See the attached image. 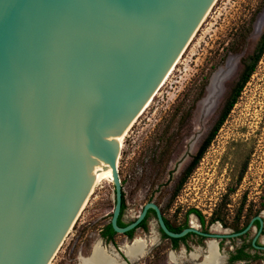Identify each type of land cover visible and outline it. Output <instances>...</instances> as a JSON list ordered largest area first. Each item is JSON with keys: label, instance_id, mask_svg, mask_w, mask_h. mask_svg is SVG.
<instances>
[{"label": "water", "instance_id": "95a60500", "mask_svg": "<svg viewBox=\"0 0 264 264\" xmlns=\"http://www.w3.org/2000/svg\"><path fill=\"white\" fill-rule=\"evenodd\" d=\"M217 1L0 0V264H52L102 177L114 185L117 234L137 229L152 210L171 239L238 238L256 221L260 235L264 213L238 233L191 224L173 232L154 202L118 224L120 139ZM257 239L253 247L264 249Z\"/></svg>", "mask_w": 264, "mask_h": 264}, {"label": "rangeland", "instance_id": "374dc122", "mask_svg": "<svg viewBox=\"0 0 264 264\" xmlns=\"http://www.w3.org/2000/svg\"><path fill=\"white\" fill-rule=\"evenodd\" d=\"M247 26V35L236 39V32ZM263 32L264 0L216 2L172 75L124 140L118 168L126 201L125 222L135 220L152 201L175 227L194 222L199 230L219 229L217 233L234 232L236 226L242 228L264 213V53L203 158L174 196L194 154L220 119L242 61L256 52ZM95 190L52 264H81L96 245L107 250L100 235L111 221L114 185L104 182ZM191 209L201 212L205 226L195 215L187 218ZM213 216L220 220L211 223ZM149 229L137 230L132 239L148 243L145 258L131 260L125 255L132 262L128 264H197L208 257L210 239L191 236L186 242L189 249L181 243L173 250L171 241L162 239L154 216ZM254 235L255 230L249 240ZM115 241L122 259L127 260L122 251L135 242L127 245L131 242L122 234ZM241 243L237 240L236 245ZM231 249L230 241L223 244L225 260ZM220 260L219 254L213 259L215 264Z\"/></svg>", "mask_w": 264, "mask_h": 264}, {"label": "trees", "instance_id": "16d2710c", "mask_svg": "<svg viewBox=\"0 0 264 264\" xmlns=\"http://www.w3.org/2000/svg\"><path fill=\"white\" fill-rule=\"evenodd\" d=\"M247 31H249L248 26L247 27H243L240 28L237 32H236V39H241L244 38L247 35ZM264 53V32L263 35L261 36V38L259 39L258 43H257V49L256 52L252 55H250L247 59L242 61V71L240 72V75L238 77L237 82L232 86L231 88V92L227 98L226 104L224 106L223 112L221 114L220 119L218 120V122L215 124L213 130L211 131L210 135L208 136V138L204 141V143L198 148L197 152L194 154L193 158H192V162L190 164V166L186 169L185 173L183 174L182 179L180 180L174 196L177 195V193H179V191L181 190L183 184L185 183L186 179L190 176V174L193 172V170L196 168V166L198 165V163L200 162V160L203 158L206 149L209 147L210 143L213 141L214 137L216 136L218 130L220 129V127L223 125L224 121L226 120L227 116L229 115L230 111L233 109V107L235 106V104L237 103L238 98L240 97L243 88L245 87V85L248 83V81L250 80L251 76L254 74L255 69L257 64L259 63L261 56ZM204 95V88L201 92V96ZM262 209H264V198H263V203H262ZM126 210V201H125V194L123 192V204H122V211H121V216L119 219V226L120 227H125L127 226L125 223L122 222V217L125 213ZM190 215H195L198 220L200 221L202 226H205L206 224V220L204 218V216L201 214L200 211L196 210V209H191L188 212L187 218H189ZM148 219V218H147ZM220 220V217L218 216H213L211 219V223H215L217 221ZM165 222L168 226V228L173 231V232H181L182 230H184L185 228L189 227V223L186 222L183 226H179V227H175L173 226L170 221L168 219L165 218ZM248 224L244 225L242 228H239L238 226L235 227L234 231L235 232H239L241 231L243 228H245ZM139 227H147V224H142ZM105 232L103 233V235L108 236L110 238V240H114L115 236L117 235V233L114 232L111 224H109L105 230ZM134 231H131L125 235L132 237ZM163 238L164 239H168L171 241L172 244H174L175 249H178L180 247V243L187 240L189 237L194 236V234H189L188 236L182 238V239H171L168 236H166L164 233H162ZM240 256L239 257H234L233 259L236 260L238 258H245L246 255L244 254L243 250L240 251Z\"/></svg>", "mask_w": 264, "mask_h": 264}, {"label": "flooded vegetation", "instance_id": "af4514ba", "mask_svg": "<svg viewBox=\"0 0 264 264\" xmlns=\"http://www.w3.org/2000/svg\"><path fill=\"white\" fill-rule=\"evenodd\" d=\"M153 202V201H152ZM155 203V202H154ZM158 205V204H157ZM159 206V205H158ZM161 209V208H160ZM162 211V210H161ZM163 214V213H162ZM260 215V214H259ZM152 216H154V218H155V220L157 221V219H156V214H155V212L154 211H149V213H148V215H147V217H146V219L140 224V226L143 224H147V227L145 228V227H138L137 229H135V230H133L134 232H133V235H132V237H129V236H127V235H124V236H126L127 237V239L131 242L132 241V239H133V237H134V234L136 233V231L137 230H142V231H144V232H149V220L151 219V217ZM163 216H164V214H163ZM258 216V215H257ZM257 216H255V217H257ZM123 217H124V215H123ZM123 217H122V222L123 223H125L126 225H128V224H130V223H132L133 221H135V220H133V221H131V222H125L124 220H123ZM255 217H253V218H255ZM148 218V219H147ZM166 217L164 216V219H165ZM252 218V219H253ZM264 218V217H263ZM120 219V218H119ZM167 219V218H166ZM251 219V220H252ZM251 220H250V222H251ZM200 222V221H199ZM250 222L248 223V225L250 224ZM110 224V223H109ZM157 225H158V223H157ZM247 225V226H248ZM189 226H190V223H189ZM246 226V227H247ZM245 227V228H246ZM158 228H159V226H158ZM245 228H243L241 231H243ZM253 230H255V235L253 236V238L252 239H250L249 240V237H250V235H251V231H253ZM183 231V230H182ZM202 231V230H201ZM241 231H239V232H241ZM259 231H260V224H259V222L258 221H256L255 223H254V225H253V227L251 228V230L247 233V234H245V235H243L242 237H238V238H232V239H221V240H217V242L216 243H218L217 245H218V254H219V256H221V258H222V260H223V263L222 264H237V263H248V262H251V261H254V262H257V261H260L262 264H264V249H262V248H260V249H256V248H254L253 247V241H254V239L258 236V239H257V242H256V244L259 246V247H264V241H263V239H264V227H263V229H262V231H261V233H260V235L258 234L259 233ZM102 232V234L100 235V237H101V241H102V243H103V245L105 246L104 248H106L107 250H109L111 253H113L117 258H118V260L120 261V263L121 264H125L123 261H122V259H120V257L115 253V252H118L117 251V249H116V247H115V245H117V242L115 241V239L114 240H110V238L108 237V236H105V235H103V233L105 232L104 230H102L101 231ZM159 232H160V234H161V237H162V239L163 240H168V239H164L163 238V235H162V232L160 231V228H159ZM203 232H212V230L211 229H209V230H206V231H203ZM212 233H217V232H212ZM224 233H229V232H224ZM232 233H238V232H231L230 234H232ZM188 236V235H187ZM194 236L195 237H197L200 241L201 240H206L207 238H204V237H201V236H198V235H196V234H194ZM237 240H242V243L241 244H239V245H236V242H237ZM227 241H230V244H231V246L233 247V249H231V250H229L228 251V258H226V260H225V257H223L222 255H221V253H222V248H223V244L225 243V242H227ZM187 242V240H185V241H183V242H181V243H183L184 244V246H186V248H190V246L186 243ZM180 243V244H181ZM198 245H200V242H198L197 243ZM234 245V246H233ZM172 249L173 250H177V249H175V247H174V244H172ZM241 250H243V252H244V254L246 255V257L245 258H238V259H236V260H234L233 258L234 257H239L241 254H240V251ZM123 252V251H122ZM148 252V251H147ZM92 254V253H91ZM125 255V254H124ZM206 255H207V242H206ZM205 255V256H206ZM205 256H204V258H205ZM145 258V257H144ZM143 258V259H144ZM203 258V259H204ZM224 258V259H223ZM140 260H142V259H140ZM139 260V261H140ZM130 261V260H129ZM203 261V260H202ZM201 261V262H202ZM131 262V261H130ZM201 262H198L197 264H199V263H201ZM132 263V262H131Z\"/></svg>", "mask_w": 264, "mask_h": 264}, {"label": "bare ground", "instance_id": "6f19581e", "mask_svg": "<svg viewBox=\"0 0 264 264\" xmlns=\"http://www.w3.org/2000/svg\"><path fill=\"white\" fill-rule=\"evenodd\" d=\"M260 25V24H259ZM261 26V25H260ZM259 26V27H260ZM258 27V28H259ZM261 29V28H260ZM259 29V30H260ZM192 42V41H191ZM180 61V60H179ZM178 61V62H179ZM178 64V63H177ZM175 69V68H174ZM174 69L172 70V72H170V74L168 75V77L166 78L164 84L167 82V80L169 79V77L172 75ZM163 84V85H164ZM162 85V86H163ZM161 86V88H162ZM160 88V89H161ZM160 91V90H159ZM158 91V92H159ZM157 92V94H158ZM156 94V95H157ZM155 95V96H156ZM155 98V97H154ZM154 100V99H153ZM153 102V101H152ZM151 102V103H152ZM150 103V105H151ZM149 105V106H150ZM148 106V107H149ZM147 107V108H148ZM146 108V109H147ZM146 109L144 110V112L146 111ZM144 112L142 113V115L144 114ZM141 115V116H142ZM140 116V117H141ZM139 117V118H140ZM138 118V119H139ZM138 121V120H137ZM136 121V122H137ZM129 133V132H128ZM128 135V134H127ZM126 135V136H127ZM126 136L123 138L120 139V141L122 142V146L124 144V140L126 138ZM104 182H110V179L107 178V177H102L100 178L97 182H96V185H95V188L100 186L101 184H103ZM94 188V190H95ZM96 191V190H95ZM89 203V202H88ZM192 226L194 227H197L195 225L194 222L191 223ZM216 232H219V229L215 230ZM148 242V241H147ZM146 243L144 240H136L135 243L133 244V246H126L124 247L123 249V252L124 254L129 258V259H133L135 258L136 256H138L139 258H144L146 256V250L145 248L147 247L146 246ZM127 245H132V244H127ZM207 253H208V257L204 260V262L202 264H215L213 259H216L218 257V246H217V243L215 241H210L208 243V249H207ZM193 257L195 258V260H198V255H193ZM224 259V258H223ZM81 264H121L119 260H117L112 254H110V252H108L107 250L105 249H102L100 247V245H96L93 249V252L91 254V256L88 258V259H84L81 261Z\"/></svg>", "mask_w": 264, "mask_h": 264}]
</instances>
